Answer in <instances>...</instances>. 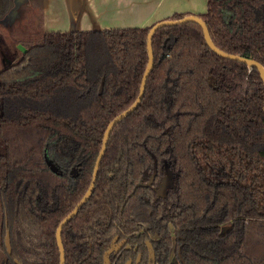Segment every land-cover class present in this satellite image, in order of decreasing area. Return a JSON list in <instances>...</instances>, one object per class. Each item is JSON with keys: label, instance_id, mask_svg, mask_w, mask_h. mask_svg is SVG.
Listing matches in <instances>:
<instances>
[{"label": "trees", "instance_id": "obj_1", "mask_svg": "<svg viewBox=\"0 0 264 264\" xmlns=\"http://www.w3.org/2000/svg\"><path fill=\"white\" fill-rule=\"evenodd\" d=\"M42 4L0 0V264L61 263L57 229L87 192L104 132L137 99L149 60L152 26L49 32ZM199 16L217 48L264 66V0H208ZM153 50L140 106L114 127L94 193L62 231L66 264H104L117 236L138 248L113 264H148V244L157 264H176L174 255L264 264L258 69L214 53L195 23L158 30Z\"/></svg>", "mask_w": 264, "mask_h": 264}, {"label": "crops", "instance_id": "obj_2", "mask_svg": "<svg viewBox=\"0 0 264 264\" xmlns=\"http://www.w3.org/2000/svg\"><path fill=\"white\" fill-rule=\"evenodd\" d=\"M49 32L146 28L175 15H200L208 0H42Z\"/></svg>", "mask_w": 264, "mask_h": 264}, {"label": "water", "instance_id": "obj_3", "mask_svg": "<svg viewBox=\"0 0 264 264\" xmlns=\"http://www.w3.org/2000/svg\"><path fill=\"white\" fill-rule=\"evenodd\" d=\"M183 23H195L200 25V27L202 28V31H204V37H205V41L206 44L209 48L212 49V51L215 53H217L219 56L228 59V60H236L239 61L243 64H246L249 68H256L259 71L260 74V78L261 80L264 82V66L262 64H260L259 62H257L254 59H247L244 57H241L239 55H235V54H228L224 51H222L221 49L217 48L216 45H214L211 35H210V31H208L206 22L199 16H195V15H188L178 21L175 20H163V22H159L155 25H153L151 27V29L149 30V34L147 37V50H148V56H149V60L147 63V69L142 77L141 80V88H140V92L139 95L137 97V99L134 101L133 105L130 106L129 109H127L126 111L120 113L117 117L114 118V120L108 125V127L106 128L104 135H103V143H102V147L100 149L99 152V156L97 158L95 167H94V174H93V178L91 181V184L89 186V190L87 191V193L83 196V198L81 199V201L78 203L77 207L70 213L68 214L65 219L60 223L59 228L57 229V233H56V241H58V246H59V251H60V258H61V263L60 264H66V258H65V249H64V244L62 241V231L64 229V227L67 225V223L69 221H71L77 214L78 212L82 209L83 205L90 199V197L92 196L93 192H94V188L97 182V178H98V174H99V167L100 164L103 160V157L105 156V152L110 140V135L112 133V131L114 130V127L121 121L125 120L127 117H129L131 115L132 112H134L141 104V100L144 97L146 88H147V79L150 75V73L153 71L154 67V50H153V37L154 35L157 33L158 30L162 29L165 26H178L180 24ZM210 85L212 87H214L215 82H213V79L210 78L209 79ZM101 87H100V91L99 93L101 94L104 90V79H102L101 81ZM47 162L51 168V170L53 172L58 171V169L55 167V165L52 163L51 160L48 159V157L46 158ZM73 174H76V171L73 169L72 170ZM5 243H6V247H7V251L8 254H11L12 252V246H11V242H10V233L8 232L6 237H5ZM112 251L109 250L108 252H106L105 254V264H110V257L109 254ZM154 257V256H153Z\"/></svg>", "mask_w": 264, "mask_h": 264}, {"label": "flooded vegetation", "instance_id": "obj_4", "mask_svg": "<svg viewBox=\"0 0 264 264\" xmlns=\"http://www.w3.org/2000/svg\"><path fill=\"white\" fill-rule=\"evenodd\" d=\"M7 51V50H6ZM8 52V51H7ZM6 54V53H5ZM10 54V53H9ZM12 57V55H9V57H7V59L9 60L10 58ZM49 159V158H48ZM53 164L55 165V167L58 169V173H61L60 172V168L53 162ZM75 170L76 171V174H73V172H72V170ZM71 176L73 177V178H77L78 176H79V174H80V172H79V169L77 168V167H74V168H72L71 169ZM94 174V173H93ZM93 178V177H92ZM92 181V180H91ZM91 184V183H90ZM89 188V187H88ZM89 190V189H88ZM87 190V191H88ZM87 193V192H86ZM85 193V194H86ZM94 193V192H93ZM93 195V194H92ZM160 195V194H159ZM161 196V195H160ZM165 196V195H164ZM83 198V197H82ZM81 198V199H82ZM91 198V197H90ZM81 201V200H80ZM89 201V200H88ZM87 201V202H88ZM86 202V203H87ZM85 203V204H86ZM84 204V205H85ZM78 205V204H77ZM76 205V206H77ZM114 241L112 242V244L110 245V247L104 252V255H103V257L105 256V254H106V252H108L109 250H111L112 252L109 254V256L108 257H110V264H113L112 263V257H115V256H117V254L121 251V250H123V249H127V250H133V251H135V250H137V246H133V245H128V242H127V240H125V239H119V237L117 236V237H115L114 239H113ZM148 249H149V262H148V264H157L156 263V256H155V253H154V250H153V247H152V244L150 245V244H148ZM154 256V257H153ZM141 258H142V256H140V255H138V257H137V263H140L141 262ZM172 262H174V263H176V264H179V262L177 261V259L175 258V255L173 256V259H172ZM104 264H105V257H104ZM126 264H133V260L132 259H128V261L126 262Z\"/></svg>", "mask_w": 264, "mask_h": 264}, {"label": "rangeland", "instance_id": "obj_5", "mask_svg": "<svg viewBox=\"0 0 264 264\" xmlns=\"http://www.w3.org/2000/svg\"><path fill=\"white\" fill-rule=\"evenodd\" d=\"M23 18H21V16L19 17L18 16V18H21V19H19L18 21H17V24H18V28L20 29V30H22V31H24L27 27H28V19L27 18H24V16H22ZM7 20H9L8 22H11L12 21V19H11V17L8 15V17L6 18ZM36 22L38 23V20L36 19ZM22 49V48H21ZM50 160V159H49ZM52 161V160H51ZM52 163H53V161H52ZM169 184H170V180H169V177L167 176L166 178H165V180L161 183V185L159 186V190H158V192H159V194L161 195V196H164L165 194H166V192H167V189H168V186H169Z\"/></svg>", "mask_w": 264, "mask_h": 264}]
</instances>
